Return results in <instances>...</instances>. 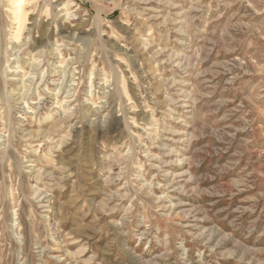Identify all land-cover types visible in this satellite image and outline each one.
<instances>
[{
  "label": "rangeland",
  "instance_id": "rangeland-1",
  "mask_svg": "<svg viewBox=\"0 0 264 264\" xmlns=\"http://www.w3.org/2000/svg\"><path fill=\"white\" fill-rule=\"evenodd\" d=\"M0 264H264V0H0Z\"/></svg>",
  "mask_w": 264,
  "mask_h": 264
}]
</instances>
